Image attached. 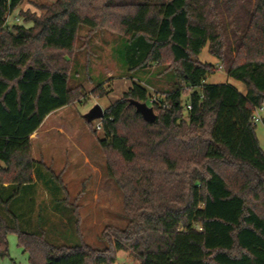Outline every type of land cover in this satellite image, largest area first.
<instances>
[{
	"label": "trees",
	"instance_id": "16d2710c",
	"mask_svg": "<svg viewBox=\"0 0 264 264\" xmlns=\"http://www.w3.org/2000/svg\"><path fill=\"white\" fill-rule=\"evenodd\" d=\"M23 2L0 0V255L16 233L32 264H115L121 251L139 264H264V150L253 121L264 107V0H53L11 24ZM83 26L117 31L130 71L170 60L176 78L168 107L152 106L155 121L137 109L151 93L136 81L105 109L100 143L128 224L104 230L103 253L31 233L12 209L41 176L33 134L81 95L66 56ZM207 46L245 92L207 83L216 71L199 60Z\"/></svg>",
	"mask_w": 264,
	"mask_h": 264
},
{
	"label": "rangeland",
	"instance_id": "374dc122",
	"mask_svg": "<svg viewBox=\"0 0 264 264\" xmlns=\"http://www.w3.org/2000/svg\"><path fill=\"white\" fill-rule=\"evenodd\" d=\"M50 1L53 0H24L17 11L20 20H8L11 24H22L24 18L19 15L20 11L40 15L37 4ZM121 45L120 35L113 29L81 28L75 51L66 56L70 87L79 89L77 92L81 95L71 105L49 115L32 137L34 158L44 164L39 168L41 176L34 187L20 194L12 209L25 230L43 231L56 245L74 246L83 242L103 253L107 247L111 248L102 237L104 230L109 226L125 228L128 224L124 193L108 174V155L100 143L103 130L98 125L102 126L103 119L96 118L88 123L87 115L98 104L108 108L129 90L133 81L147 88L150 99L153 94L166 97L176 79L170 60L130 71L118 53ZM199 60L213 63L216 70L213 76L207 77V83H230L245 92L243 83L228 77L224 68L219 69L221 64L210 55L208 46ZM98 87L103 89L97 93ZM188 93L186 90V95ZM158 112L155 110L156 114ZM259 114L264 119V110ZM256 133L264 150L263 121L256 123ZM57 178L62 185L57 183ZM0 213L4 214L1 204ZM8 240L9 256L0 255V264H32L29 254L18 245L17 234L10 233ZM116 254L115 264H139L126 251Z\"/></svg>",
	"mask_w": 264,
	"mask_h": 264
},
{
	"label": "water",
	"instance_id": "95a60500",
	"mask_svg": "<svg viewBox=\"0 0 264 264\" xmlns=\"http://www.w3.org/2000/svg\"><path fill=\"white\" fill-rule=\"evenodd\" d=\"M137 109L139 112L142 113L144 118L148 121H155L156 120V113L153 107L148 106L145 103H137ZM105 114V109L100 105H96L91 112L87 115V120L92 121L96 118L103 119Z\"/></svg>",
	"mask_w": 264,
	"mask_h": 264
},
{
	"label": "built area",
	"instance_id": "2783aa9c",
	"mask_svg": "<svg viewBox=\"0 0 264 264\" xmlns=\"http://www.w3.org/2000/svg\"><path fill=\"white\" fill-rule=\"evenodd\" d=\"M11 16V15H10ZM10 18V17H9ZM8 18V19H9ZM222 67L219 66V69H221ZM148 103L150 105H160L163 109H166L168 107V103L166 102V97H161L159 94H153L150 96V99L148 101ZM149 104H147L148 106H150ZM150 106V107H152ZM188 109H191V105L189 104L187 106ZM264 110V107H260V108H257L256 111H255V114H254V117H253V121L255 123L257 122H260V121H263V118L260 116L259 112L260 111H263ZM101 124L98 125V128H101Z\"/></svg>",
	"mask_w": 264,
	"mask_h": 264
},
{
	"label": "crops",
	"instance_id": "0c3cea01",
	"mask_svg": "<svg viewBox=\"0 0 264 264\" xmlns=\"http://www.w3.org/2000/svg\"><path fill=\"white\" fill-rule=\"evenodd\" d=\"M19 9H17V10H15L13 13H12V15L10 16V18H9V20L11 19V18H15V20L16 19H18V20H20V18H19V16H18V13H17V11H18ZM29 25L28 26H31V23H28ZM27 26V25H26ZM60 110V109H59ZM58 111V110H57ZM56 112V111H55ZM51 115V114H50ZM49 117V116H48Z\"/></svg>",
	"mask_w": 264,
	"mask_h": 264
}]
</instances>
